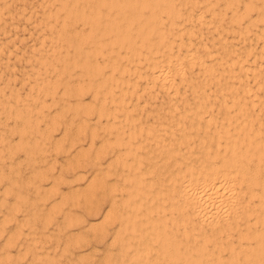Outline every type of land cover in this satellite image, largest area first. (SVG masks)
I'll return each mask as SVG.
<instances>
[{"label":"bare ground","instance_id":"bare-ground-1","mask_svg":"<svg viewBox=\"0 0 264 264\" xmlns=\"http://www.w3.org/2000/svg\"><path fill=\"white\" fill-rule=\"evenodd\" d=\"M13 1L10 3L11 4L14 3ZM53 1H55V2L57 1V3H55L53 5V7L55 6V11H57L56 14L62 13L61 14L62 16L59 19L60 20L59 21L60 32H58L59 30L58 31L55 30L56 31L55 33H53L54 31H52V33L55 35L52 34V36H51V34H50L51 37H50V39H48L49 40L48 41L49 46L52 47V46L57 45V44L60 46V44H62L64 42L68 46L71 45V47H74V51L78 54V60H77V58L74 57L71 59L69 58L70 60L67 58L68 61L67 60L64 62L60 61L63 63V67L61 68L60 67L61 64H60V66H59L61 68L60 71L58 69L60 74H57V76L63 75V73L65 72L64 70H69L70 68H72L74 66H79L80 71L83 72L84 75H86V74L87 75H95V76L97 75L99 77L98 80L99 79L100 80L95 81V82H98V86L96 89H97V91L104 90L102 93L104 94V96H107V98H108L107 99L105 97L106 98L105 100H110L113 105L111 108L107 107V105L105 104V101L102 100L103 99L102 98L101 99L102 101H100L101 103L96 108L97 113L99 115L105 116L107 123L105 124V127H103V128L104 129L106 128V130H108V132L111 133V136L113 137V141H108L107 144L112 145V147L115 146L117 148V152L116 153L114 152L116 154V156L114 158H112L113 161H114V159L115 160L120 159L124 155V157H123L124 159H122L123 162L122 161L121 162L123 163V166L126 167L125 172L122 173V175L125 178H127V183H126L127 184V188H126L127 193H126L125 199L130 198L131 199L130 201H132V204H133L132 206H129V208L130 207L133 208V212H131V208H130V212H126L123 214H121V213L118 214L119 211L117 212L116 220H115L116 226H114V227H116V229L113 232L112 240H116L118 243L117 244L118 246L116 247V251L114 253L109 252L107 254L105 261L103 262V260H102L103 263H101V264H264V92H263L264 91V88H263L264 87V84H263L264 78H262V76H260L262 74L263 69H264V61L262 62V61H256L255 60V58L257 59V57H258V59H259V57L262 56V50L264 52V40H262L261 43H258V44L256 43V45H255V43H252L251 42L252 40L249 39V37H250L249 34H251V36L254 38L258 37V39H259L261 37L264 39V0H53ZM1 2H0V4H1ZM15 4H18V3H15ZM4 6H5V4H3V7H2L3 9H5ZM38 6H39V4H38ZM10 7H12V6L10 5ZM15 7H16V5H15ZM18 8L20 9L23 7H18ZM6 9H5V11H6ZM7 10H9V9H7ZM13 10H14V8L12 9V11ZM50 10L48 7L47 12L50 13L51 12ZM33 11H36V10H33ZM53 11H54V9H53ZM53 11L51 12V14L53 13ZM29 12H30V10H29ZM203 12H205V13L207 12V15L204 16ZM40 13H42V12H40ZM0 14H2V11ZM20 15H21V13H20ZM25 15L23 17H25ZM9 16H10V14H9ZM12 16H13V14H12ZM40 16H41V14H40ZM23 17H22V19L24 20ZM14 18H15V16H14ZM16 18H17V15H16ZM53 18H52V20H54ZM55 18H57V16ZM58 18H59V16H58ZM38 19H40V18H38ZM72 19H76V20L82 21L84 23H87L88 24V27H87L88 31L86 33H82L81 35L76 34V32H73V30H72L71 34L67 33V31L64 27H65V25H67V22L72 20ZM25 20H27V19H25ZM32 20H34V19H32ZM41 20H42V18H41ZM45 20H47L46 17H45ZM15 21H17V20H15ZM12 22H13V20H12ZM12 22H10V23H12ZM1 23H3V21ZM6 23H7V21H6ZM30 23H31V21H30ZM49 23H51V22H49ZM69 24L70 23H68V25ZM13 25H12V28L13 27L15 28V24H13ZM16 25H17V23H16ZM35 25H37V24H35ZM79 25H81V23ZM201 25H210L211 28H213L215 30V31H213V30L212 31L216 32L215 33V34H217L216 36L218 37L219 40H221V41H218L220 46H221V51L219 50L220 47L215 48V46H214L213 49H211L202 40L201 33L199 30V27ZM21 27H24V26L22 25ZM12 28H10V29L12 30ZM54 28H56V27H54ZM32 29H34V28H32ZM25 31H26V29H25ZM3 32H4V30H3ZM40 32H41V29H40ZM208 32L210 33L209 30H208ZM228 32H231V34L229 35ZM206 34H207V32H206ZM14 35H16V34L14 33ZM210 36H212V35H210ZM216 36H214V37H216ZM228 36L236 37V39H238L239 42H241L240 46L236 47L235 44H231V43L227 42L226 39ZM10 40H12V38ZM234 40H235V38H234ZM211 41H212V39H211ZM237 41H235V42H237ZM0 42H2V41L0 40ZM16 42H17V40H16ZM30 42H28V43H30ZM212 42L210 43V45H214V44H212ZM14 43H15V41H14ZM83 43H86V46H83L82 45ZM215 43H217V42H215ZM10 44H11V41H10ZM25 44L27 45V43H25ZM46 44H47V42H46ZM29 45H33V44L31 43ZM1 46H2V44H1ZM13 46H14V44H13ZM15 46H16V44H15ZM34 47H32V48H34ZM41 47H42V45H41ZM11 48H13V47H11ZM29 48L31 49V47H29ZM10 49H6V50H10ZM45 49H46V47H45ZM2 50H3V48H2ZM2 50H0V52H2V55H3L4 50L3 51ZM27 52H28V49H27ZM14 53L15 52H13V54ZM16 53H18V52H16ZM38 53H39V51L37 50V54ZM45 53L43 56H45ZM66 53H67V51H66ZM15 55H16L15 57H19L20 54H18V55L15 54ZM63 55H64V53H63ZM72 55H73V53H72ZM99 56H100V60L97 61V57H99ZM0 57H1V55H0ZM43 58L45 59V57H43ZM50 58H49V60H50ZM55 58L57 59V57H55ZM6 59H8V57ZM36 59H38V61L40 60L39 57ZM19 60H17V61H19ZM2 61L4 62V59H2ZM9 61H10V59H9ZM23 61H25V60L23 59ZM41 61H40V63H41ZM1 63L2 62L0 60V64ZM17 63H19V62H17ZM5 64L8 66L7 63H5ZM29 64H31V63H29ZM48 64H50L49 61H48ZM53 64H54V62H53ZM32 65H34V64H32ZM35 65H37V64H35ZM41 66L43 67L44 64ZM193 66H196V69H197V71H196L197 81H193L196 78L195 79L193 78V80L188 79V81H187V78H186L187 68L192 69ZM12 67H13V65L10 67V69ZM32 67L30 66V68H32ZM3 70H5V69H3ZM28 70H30V69H28ZM33 70H35V69H33ZM44 70L46 71V68ZM31 72L33 73L35 71H31ZM12 73H13V71H12ZM50 73H51V71H50ZM29 74L30 73H28V75ZM35 74H36V72H35ZM37 74H39L38 71H37ZM66 74H67V71H66ZM73 74L75 75V73H73ZM78 74H81V73H78ZM189 74H191V71L187 75H189ZM13 75H16V74H13ZM28 75H27V77H28ZM87 75H86V79L88 77ZM33 76L34 75H32V77ZM47 76H49V75H47ZM55 76H56V74H55ZM82 77L83 76H81V78ZM188 77L191 78L190 75ZM13 78H16V77H13ZM45 78H47V77L45 76ZM141 78H143V79H142V82L140 83L138 79H141ZM6 79H8V78H5V80ZM9 79H10V77H9ZM36 79H38V78H35V80ZM39 79H41V78H39ZM64 79H66V78H64ZM76 79H74V80H76ZM32 80H34V79H32ZM41 81L43 82V80H41ZM183 81L184 82L187 81L186 85L189 89L187 91H188V93L190 91L189 96H190L191 100L190 99L188 100L186 98L187 97L186 95H185L186 97L185 96L182 97V90L179 91L181 93V95L180 94L178 95L179 96L178 101L176 99V101L174 100L172 102L171 98L169 97L170 95L167 96V98L169 97L170 99L166 100L167 105L162 109L163 110V114L161 115V118L163 117L162 119H160V116H158V114L156 113V111H157L156 107H155V110H156L155 116L154 117L151 116V121H152V118H153V121L147 123L146 121H142L144 118H141L142 120L139 118L140 115H138L139 116L138 117L132 113V110L135 108L134 105H124L125 104L124 103L125 102L124 101L125 100L124 99V93L129 92L131 95L132 94L136 95L137 91H138L137 90L138 88L136 89V86H138L137 84H139V83L141 85V89H145V88L148 89L152 86L157 85L158 87L166 90V92H161V93L172 94V95L176 94L177 95L179 93L177 83L178 82L183 83ZM31 82L33 83V81H31ZM50 82H51V79H50ZM84 82L87 83L86 81H84ZM210 83H212V85H213L212 92L206 93L205 86H207ZM11 84H12V82H11ZM44 84H46V79H45ZM52 84H51V86H52ZM36 85H37V83H36ZM11 86H14V85H11ZM46 86L47 85H45L44 91H46ZM60 86H61V84H60ZM183 86H181V87H183ZM15 87L16 86H14V88ZM67 87H68V85H67ZM95 87H93V88H95ZM210 87L211 86L209 85L208 89H210ZM52 88H53V86H52ZM63 88H65V87L63 86ZM139 88H140V86H139ZM147 89H145V90H147ZM169 89H171L170 92H169ZM182 89H184V87ZM49 90H51V89H49ZM77 90H79V89H77ZM77 90H76V92H77ZM259 90L263 92V95L259 94ZM29 91H30V89H29ZM72 91L74 92V90H72ZM93 91L95 92V90H93ZM93 91H91V92H93ZM153 91H155V90H153ZM41 92H42V90H41ZM159 92L160 91H158V93ZM0 93H1V91H0ZM50 93H52V91H50ZM148 93H149V91H147V94ZM185 93H187V92H185ZM5 94H3V95L5 96ZM42 94H43V92H42ZM166 94H164V95H166ZM18 95L19 94L16 93V97ZM22 95H26V94L24 93ZM148 95L149 96L152 95L151 98H153L154 94H152L150 91V93ZM6 96H5V98H6ZM31 96H33V94ZM101 96H103V95H101ZM159 96H163V95H159ZM34 97H36L35 93H34ZM39 97H40V95H39ZM127 97L128 96H126V98ZM142 97H143V95H142ZM20 98H22V96ZM88 98H90V97H88ZM148 98H147V100H148ZM160 98L162 99V97H160ZM85 99H87V98H85ZM165 99H164V102H165ZM13 100L17 101L15 98H13ZM35 100H36V98H35ZM41 100H39V102ZM145 100H146V98H145ZM145 100H143V102ZM2 101H4V99ZM26 101H28V100H26ZM52 101L54 103L56 101L55 98H54V100L52 99ZM85 101H87V100H85ZM85 101L84 102L81 101L82 104H85ZM61 102H63V101H61ZM137 103L135 101V103H133V104H137ZM145 103L147 104V102H145ZM21 104H23V102ZM21 104H19V105L21 106ZM159 104H160V102H159ZM6 105H4V106H6ZM8 105L6 107H8ZM16 105H18V104H15V106ZM26 105H28V104H26ZM40 105H42V102L40 103ZM95 105H96V103H95ZM138 105L136 106L137 108L139 107ZM79 106H80V104H79ZM161 107H160V109H161ZM21 108H22V106H21ZM60 108H63V106H60ZM73 108H74V106H73ZM73 108H70V110H73ZM86 108H87V106H86ZM15 109H16V107H15ZM34 109H36V108L34 107ZM2 110H3V108H2ZM13 111H14V109H13ZM84 111H86V110H84ZM151 111H152V109H151ZM21 112H23V111H21ZM81 112H83V111H81ZM136 112H137V110H136ZM15 113H16V111H15ZM60 113H61V111H60ZM60 113H59V116H60ZM148 113H150V111ZM3 114H5V113L3 112ZM22 114H24V113H22ZM25 114H26V112H25ZM33 114H35V113H33ZM35 115L37 116V113ZM56 115H58V113ZM72 115L73 114H71L70 116H72ZM145 115H147V114H145ZM145 115H144V117H145ZM3 116H1V117H3ZM11 116L14 117L12 115V113H11ZM48 116H50V115H48ZM23 117L25 118V116H23ZM23 117L21 120H23ZM53 117H56V116L53 115ZM53 117L51 115V120ZM81 117H84V116H81ZM158 117H159V119H157ZM40 118H41V116H40ZM43 118H44V116H43ZM53 119H55V118H53ZM4 120H6V118ZM4 120L2 119V121H4ZM13 120H15V119L13 118L12 121ZM33 120H35L37 122V117L34 118ZM38 120H40V119H38ZM48 120H49V118H48ZM89 120H88V122H89ZM19 123H20V121H19ZM78 123L76 122V124H78ZM0 124L4 125L3 122L2 123L0 122ZM21 124H23V123L21 122ZM50 124H51V122H50ZM41 125H42V123H41ZM93 125H94V123H93ZM15 126L17 127V125H15ZM25 126L27 127L26 124H25ZM67 126H68V122H67ZM74 126L76 127V125H74ZM22 127H23V125H22ZM29 127H31V126H29ZM48 127H47V129H48ZM52 127H53V125H52ZM52 127H51V130H52ZM77 127H79V126L77 125ZM93 128H91V129H93ZM18 129H16V130H18ZM22 129H20V130H22ZM34 129L36 130V127H34L33 130ZM39 129H41V128L39 127ZM47 129H45V130L47 131ZM77 129L79 130V128H77ZM11 130H14V129H11ZM35 130H34V132H35ZM65 130H63V131H65ZM0 131L2 132V130H0ZM89 132H90V129H89ZM38 134H40V133H38ZM45 134H46V132H45ZM77 134H78V132H77ZM6 136H7V134H6ZM59 136H63V135H59ZM106 136L108 137V135H106ZM38 137H40V135ZM98 137H100V136L98 135ZM50 138H51V136H50ZM28 139H29V137H28ZM35 139L36 138L34 137V140ZM69 139H71V137ZM60 140H61V138H60ZM103 140H104V138H103ZM17 141H18V138H17ZM41 141L44 142L43 139ZM26 142H25V145H26ZM31 142L34 144L33 140ZM56 142L59 143V141H56ZM63 142H65V141H63ZM45 143H48V142H45ZM28 144L29 143H27V145ZM33 144H31V145H33ZM41 144H42V142H41ZM22 145H24V143ZM91 146H92V144H91ZM18 147H19V145H18ZM40 147H38V148H40ZM50 147H48L49 148L48 150H50ZM68 147H69V145H68ZM100 147L102 148L101 145H100ZM4 148H5V146H4ZM8 149L6 148V150H8ZM41 149L42 148H40V151H42ZM53 149H54V151H57L55 149V147H53ZM96 149H95V153L97 152ZM44 150H46V149L44 148ZM85 150H86V148H85ZM3 151H4V149H3ZM8 151H10V149ZM8 151H7V153H8ZM142 151H145L148 153V155H146V156L149 157V159H148L149 161H146V162H148L149 165L146 163L145 164L149 166L151 171L157 170V167L158 168L160 167L161 164L157 166L158 163L162 162L161 166H163V164H164L163 162L166 161V163L163 166L164 170L167 173L166 177H163L162 175H158V176H162L163 179H161L162 181H157V183L154 186L151 184L152 188H150V183H149L151 181L150 180L148 181V179H146L147 177L145 179L142 177L143 173H144L143 172L144 168L142 170L141 165L139 164V163H141L140 161H142L141 160V154H140ZM29 152H30V150H29ZM35 152H37V151H35ZM43 152H45V151H43ZM48 152H51V151H48ZM65 152H66V150H65ZM95 153H93V154L95 155ZM29 154H28V156H29ZM84 154H85V151H84ZM82 156H84V155H82ZM157 156H160V157L157 158ZM54 157H55V155H54ZM150 158H151V161H150ZM8 159H6V160H8ZM41 159H42V157H41ZM159 160H161V161L158 162ZM35 161H36V159L33 160V162H35ZM14 162H15V159H14ZM41 162H43V161L41 160ZM122 163H121V165H122ZM66 164L68 165V162ZM108 164H106V165H108ZM12 165L16 166L15 164H12ZM43 167H45V166H43ZM60 167H61V165H60ZM3 168H4V166H3ZM39 168H40V166H39ZM16 169L19 170L18 168H16ZM147 169H148V167L146 168V171H147ZM5 170H3V171H5ZM34 170L32 172H34ZM37 170H39L38 173H40L41 169H37ZM49 170H50V168H49ZM53 170H54V168H53ZM112 170L113 169H111L110 171H112ZM150 170H149L148 174H151ZM0 171H1V169H0ZM92 171H91V173H92ZM120 171H118V172H120ZM146 171H145V173H146ZM58 172H60V171H58ZM103 172H105V171H103ZM122 172H123V170H122ZM42 173H43V171H42ZM42 173H40V174H42ZM17 174H18V172L16 173V175ZM57 174H58V178L62 177V176H59L60 173H57ZM105 174H106V172L104 173V175ZM148 174H146V175H148ZM157 174L155 176H157ZM36 175H37V173H36ZM30 176H32V174ZM49 176L50 175H48V178H49ZM56 176H54V177H56ZM54 177L52 179H54ZM116 177H117V174H116ZM0 178H1V176H0ZM48 178H47V180H48ZM155 178H153V179H155ZM7 179H8V177H7ZM25 179H26V177H25ZM33 179H30V180H33ZM44 180H45V178H44ZM89 180H91V178ZM107 180H109V179H107ZM12 181L15 182V180H12ZM20 181H21V179H20ZM20 181L18 182L19 184H20ZM27 181H28V179H27ZM92 181H94V180H92ZM95 181H97V180H95ZM26 182L24 183V181H23V183H24L23 185H25ZM51 182H54V180L53 181L51 180ZM109 183L110 182H108L107 188L112 189V186L114 184L110 183L113 185H109ZM90 184H87L88 187L90 186ZM115 184H117V183H115ZM126 184H124V185H126ZM50 185H49V187H51ZM117 185H120V184H117ZM91 186H92V184H91ZM114 186H116V185H114ZM3 187L6 188L7 186L6 187L3 186ZM55 187H54V189H55ZM34 188H36V187H34ZM39 188H37V189H39ZM68 188H70V187H68ZM83 188H85V187H83ZM45 189H46V187H45ZM109 189H107L108 192H109ZM15 190L13 188L12 191L16 192V194L18 195L19 193H17V191H15ZM23 190H24V188H23ZM120 190H118V191H120ZM122 190H123V188H122ZM2 191H3V189H2ZM34 191H36V189ZM88 191H86V192H88ZM2 193L5 194L6 192H2ZM43 194H44V192H43ZM84 194L82 193V195H84ZM89 194H91V193H89ZM146 194H148V197ZM0 195H2V194H0ZM21 195H22V193H21ZM74 195L76 196V194H74ZM44 196H45V194H44ZM44 196H43V198H44ZM54 196H55V194H54ZM61 196H62V194H61ZM75 196H73L74 200H76ZM77 196L80 197L79 195H77ZM32 197H34V196H32ZM36 198H38V196ZM39 199H41V198H39ZM110 199L111 200H110V204H109V209L113 208V204H114V200H115L114 197H112L111 195H110ZM143 199L145 202H142ZM14 200H16V199H14ZM29 200L30 199H28V201ZM34 200H36V199L33 198V201ZM88 200H89V198H88ZM58 201H53V202L55 204H57L56 202H58ZM63 201H64V199H63ZM121 201H124V197H123V200H121ZM116 202H118V201H116ZM141 202L144 204L146 202H149V204L147 203V206H151V208L156 210V212L154 210H153V212L156 213L155 215H157V216L159 215V217L158 218H156V217L151 218L150 214H149L150 211H148L150 208L147 210L143 207V206L146 207V204L142 206L144 208V211L141 212V209H140V211H138L139 207L138 208H136V207L138 205H140ZM16 203H19V202H16ZM51 203H50V205H51ZM59 203H60V201H59ZM118 203L120 204V201ZM118 203H116V204H118ZM70 204L72 205L71 202H70ZM128 204H129V202H128ZM9 207H12V206L10 205ZM120 207L122 208L121 204H120ZM30 209H32V207ZM48 209H50V208L48 207ZM5 210L7 211L8 209L5 208ZM38 210H39V208H38ZM127 210H129V209H127ZM19 211L20 210H18V212ZM159 211H162V213H160ZM40 212L41 211H39V213ZM42 212H43V210H42ZM31 213L33 214V211ZM35 213H37V212L35 211ZM39 213H38V216H40ZM70 213H73V212H70ZM107 213L105 214L106 217H108ZM3 214H4V212H3ZM21 214H23V213H21ZM43 214H46V213L43 212ZM47 215H48V213H47ZM63 215H65V214H63ZM131 215H133L136 219L131 218ZM34 216H36V214ZM41 216H42V214H41ZM66 216H67V214H66ZM72 216H71V218H72ZM77 217H79V216H77ZM44 218L46 221L47 218L46 217H44ZM44 218L42 220H44ZM166 218H168L170 220L169 225L171 224L175 228L171 229L169 226L166 225V224H168V222L166 223ZM14 220H15V218H14ZM31 220H29V221H31ZM73 221H75V218ZM3 222H5V221L3 220ZM3 222L1 220V223H3ZM40 222H42V221H40ZM46 223H49V222H46ZM66 223H67V221H66ZM75 223H77V222H75ZM24 224L26 225V221ZM27 224H29V223H27ZM66 225L67 224H65V226ZM32 226H33V224H32ZM44 226H46V224ZM163 226H165V227L167 226L170 229L168 228V230H165V228H163ZM89 227H90V225H89ZM29 228H30V226H29ZM29 228H27V229H29ZM56 228H57V226H56ZM13 229L15 231L18 228L15 229L13 227ZM39 229H40V227H39ZM42 229H44V227H42L41 230ZM61 231H62V229H61ZM20 232H18V234ZM37 232H39V231H37ZM49 232L52 234L51 231H49ZM53 232H55V231H53ZM41 233H43V232H41ZM148 233H150V234L147 235ZM15 234H17V233H15ZM22 235H24V234H22ZM53 235L54 234H52V236ZM30 236H31V234H30ZM52 236H50V237L52 238ZM7 238H8V236L5 239H7ZM149 238H150V241L153 240L155 247L150 245V243H149L150 241L148 242ZM151 238H152V240H151ZM71 239H74V238L71 237ZM79 239H81V237ZM36 240H38V239H36ZM39 240H41V238H39ZM24 241H26V240L25 239L22 240V242H24ZM71 241H73V240H71ZM13 242H14V240H13ZM33 242L36 243V241H33ZM43 242L44 243H42V241H41V243L45 245V240H43ZM74 243H78V242L75 240ZM3 244H4V242H3ZM7 244L9 245L10 243H7ZM66 244H67V240L65 241V244H63V245H66ZM20 245L21 244H19V246ZM30 245L32 246V244H30ZM34 245L35 244H33V247H34ZM2 246H4V245H2ZM54 246H56V245H54ZM46 247H47V245H46ZM153 247H154L153 255L148 257V253L153 249ZM25 248H26V246H25ZM39 248H37V249H39ZM42 248H40V250ZM50 249H52V248H50ZM55 249L56 248L54 247V250ZM26 250H27V248H26ZM111 250H113V249H111ZM0 251H2V250H0ZM17 251H18V249H17ZM19 251H18L17 255L20 257L19 253H21V252H19ZM61 251L63 252L64 250H61ZM35 252L37 253L38 251L35 250L34 253ZM6 254H8V253H6ZM59 254H61V253H59ZM150 254H152V252H150ZM67 255L70 256V254H67ZM38 256H40V254ZM54 256H55V254H54ZM103 256L105 257V255H103ZM21 257L23 259V256H21ZM50 257H53V256H50ZM30 258H33V257H30ZM36 258H33V259L36 260ZM2 259H4V258H2ZM15 259H16V257H15ZM52 259L55 260L57 263V259H54V257ZM65 259H66V257H65ZM1 260H0V262H1ZM68 260L69 259H67V261ZM78 260H80V257ZM11 261H13V259ZM34 262H36V261H34ZM69 262L72 263V260ZM37 263H40V262H37ZM28 264H30V261L28 262ZM59 264H60V262H59Z\"/></svg>","mask_w":264,"mask_h":264},{"label":"rangeland","instance_id":"rangeland-1","mask_svg":"<svg viewBox=\"0 0 264 264\" xmlns=\"http://www.w3.org/2000/svg\"><path fill=\"white\" fill-rule=\"evenodd\" d=\"M3 3H2V2ZM8 1V2H7ZM13 0H0L1 4H0V10L2 11V14H0V40L2 42H0V50H2L3 48V55H2V52H0V55H1V64H0V122L4 123L3 124H0V130H2V132L0 131V260L1 262L3 263L6 259V261L3 263V264H28V262L30 261V264H101L105 261V258L107 257V254L110 252L114 253L116 251V247L118 246L117 244V241L116 240H112V236H113V232L114 230L116 229V214L118 212L123 214V213H126V212H130V208H131V212H133V208L129 206H132V201H130L131 199L129 198H126V188H127V178H125L122 173L125 172V169L126 167L123 166V161L122 159H124V155L123 157H121L120 159L118 160H115L113 161L112 158H114L116 156V152H117V148L115 146L112 147V145H108L107 142L108 141H113V137L111 136V133L108 132V130H106V128L104 129L103 127H105V124L107 123L106 122V118L105 116L103 115H99L97 113V107L99 106V104L101 103L100 101L104 100L105 101V104L107 105V107H112V102L110 100H105L107 98V96H104V94L102 93L104 90L102 91H97V86H98V82H95L98 80V76L96 75H87V79H86V75H84L83 72L80 71V68L79 66H74L72 68H70L69 70H64L65 72L63 73V75H60V76H57V74H60L59 71L60 69L63 67V63L64 61L67 60V58L71 59V58H77L78 60V54L74 51V47H71V45H67L66 43H62L60 44V46L58 45H54L52 47L49 46V40L50 37L52 36L53 33H55L56 31L60 32V26H59V19L61 18V14H56L57 11H55V6L53 7V5L55 3H57V1H53V0H14L13 2L14 3H10L12 2ZM20 1V2H19ZM22 1V2H21ZM37 1V2H36ZM45 1V2H44ZM50 1V2H49ZM7 3V4H6ZM10 3V4H9ZM15 3H18V4H15ZM31 3V4H30ZM3 4H5L4 8L6 9H9L5 11V9H3ZM9 4V5H8ZM16 7H23V8H16ZM39 4V6H38ZM42 4V5H41ZM2 5V6H1ZM10 5L12 7H10ZM24 5V6H23ZM33 5V6H32ZM44 5V6H43ZM30 6V7H29ZM38 6V7H37ZM25 7V8H24ZM28 7V8H27ZM34 7V8H33ZM49 7V10L52 12L53 9V13L51 14L47 12V8ZM14 8V10L12 11V9ZM33 8V9H32ZM37 8V9H36ZM28 9V10H27ZM32 9V10H31ZM20 10V11H19ZM30 10V12H29ZM33 10H36V11H33ZM0 11V13H1ZM17 11V12H16ZM46 11V12H45ZM10 12V13H9ZM27 12V13H26ZM33 14H32V13ZM42 12V13H40ZM16 13V14H15ZM18 13V14H17ZM21 13V15H20ZM10 14V16H9ZM13 14V16H12ZM26 14V15H25ZM41 14V16H40ZM43 14V15H42ZM54 14V15H53ZM2 15V16H1ZM16 15H17V18H16ZM25 15V17H23ZM203 15L206 16L207 15V12H203ZM15 16V18H14ZM59 16V18H53V17ZM22 17L24 18V20L22 19ZM34 17V18H33ZM37 17V18H36ZM45 17L47 20H45ZM5 18V19H4ZM8 18V19H7ZM40 18V19H38ZM42 18V20H41ZM52 18L54 20H52ZM3 19V20H2ZM27 19V20H25ZM34 19V20H32ZM38 19V20H37ZM45 21H44V20ZM13 20V22H12ZM17 20V21H15ZM19 20V21H18ZM50 20V21H49ZM52 20V21H51ZM3 21V23H1ZM7 21V23H6ZM31 21V23H30ZM35 21V22H34ZM38 21V22H37ZM75 21V22H74ZM78 21V22H77ZM12 22V23H10ZM15 22V23H14ZM51 22V23H49ZM17 23V25H16ZM22 23V24H21ZM48 25H47V24ZM58 23V24H57ZM68 23H70L68 25ZM75 23V24H74ZM81 23V25H79ZM82 21H79V20H76V19H72L70 21L67 22V25H65V29L67 31V33H70L72 32H76V34H82V33H86L88 31V24L87 23H84ZM15 24V28L13 29L12 28V25ZM20 24V25H19ZM37 24V25H35ZM53 24V25H52ZM24 26V27H21V26ZM40 25V26H39ZM55 25V26H54ZM79 25V26H78ZM14 26V25H13ZM30 28H28V27ZM32 26V27H31ZM43 26V27H42ZM67 26V27H66ZM70 26V27H69ZM204 26V27H203ZM206 26V27H205ZM208 26V27H207ZM12 28V30L10 28ZM20 27V28H19ZM37 27V28H36ZM48 27V28H47ZM56 27V28H54ZM80 27V28H79ZM5 28V29H4ZM28 28V29H27ZM34 28V29H32ZM43 28V29H42ZM51 28V29H50ZM203 28V29H202ZM26 29V31H25ZM40 29H41V32H40ZM54 29V30H53ZM80 29V30H79ZM4 30V32H3ZM10 30V31H9ZM21 30V31H20ZM56 30V31H55ZM76 30V31H75ZM199 30H200V33H201V38L202 40L207 44V46H209L211 49H213V47L215 46V48H219V50L221 51V46L219 44L218 41H221L218 39V37L216 36L217 34H215L216 32H213L215 31L213 28H211L210 25H201L199 27ZM202 30V31H201ZM206 30V31H205ZM208 30L210 31V33L208 32ZM213 30V31H212ZM52 31H54L52 33ZM80 31V32H79ZM82 31V32H81ZM9 32V33H8ZM207 32V34H206ZM12 33V34H11ZM14 33L16 35H14ZM45 33V34H44ZM203 33V34H202ZM209 33V34H208ZM229 35L231 34V32H228ZM3 34V35H2ZM7 34V35H6ZM18 34V35H17ZM51 34V36H50ZM207 36H206V35ZM14 35V36H13ZM48 35V36H47ZM55 35V34H53ZM204 35V36H203ZM212 35V36H210ZM3 36V37H2ZM11 36V37H10ZM22 36V37H21ZM216 36V37H214ZM249 39H251L250 41L252 43H261L262 40H264L263 38H254L251 36V34H249ZM5 37V38H4ZM18 37V38H17ZM21 37V38H20ZM33 37V38H32ZM12 38V40H10ZM20 38V39H19ZM47 38V39H46ZM217 38V39H216ZM232 38V39H231ZM235 38V40H234ZM208 39V40H207ZM214 42H212L211 41ZM231 39V40H230ZM254 39V40H253ZM6 40V41H5ZM11 41V44H10V41ZM17 40V42H16ZM29 40V41H28ZM32 40V41H31ZM46 40V41H45ZM238 39H236V37H231V36H228L226 41L231 43V44H235L236 47L240 46V43L239 40L237 41ZM257 40V41H256ZM9 43H8V42ZM15 41V43H14ZM19 41V42H18ZM31 41V42H30ZM34 41V42H33ZM39 41V42H38ZM237 41V42H235ZM30 42V43H28ZM42 42V43H41ZM47 42V44H46ZM212 42V44L214 45H210V43ZM217 42V43H215ZM233 42V43H232ZM9 46H7L6 44ZM27 43V45L25 44ZM33 44V45H29V44ZM38 43V44H37ZM2 44V46H1ZM14 44V46H13ZM16 44V46H15ZM5 45V46H4ZM18 45V46H17ZM42 45V47H41ZM46 45V46H45ZM64 45V46H63ZM83 46H86V43H83L82 44ZM25 48H24V47ZM31 47V49L29 47ZM35 46V47H34ZM46 49H45V47ZM88 46V45H87ZM13 47V48H11ZM22 47V48H21ZM34 47V48H32ZM54 47V48H53ZM61 47V48H60ZM63 47V48H62ZM68 47V48H67ZM5 48V49H4ZM11 48V49H10ZM56 48V49H55ZM59 48V49H58ZM6 49H10V50H6ZM13 49V50H12ZM24 49V50H23ZM27 49H28V52H27ZM39 51V53L37 54V50ZM41 49V50H40ZM45 49V50H44ZM64 49V50H63ZM73 49V50H72ZM12 50V51H11ZM71 50V51H70ZM31 51V52H30ZM41 51V52H40ZM44 51V52H43ZM48 51V52H47ZM58 51V52H57ZM62 51V52H61ZM67 51V53H66ZM8 52V53H7ZM13 52H15L13 54ZM18 52V53H16ZM46 52V53H45ZM69 52V53H68ZM45 53V56H43ZM64 53V55H63ZM73 53V55H72ZM7 54V55H6ZM10 54V55H9ZM15 54H20L19 57H15L16 55ZM28 54V55H27ZM47 54V55H46ZM51 54V55H50ZM57 54V55H56ZM63 56H62V55ZM70 54V55H69ZM77 54V55H76ZM264 52L262 50V56L257 57V59L255 58L256 61H264ZM27 55V56H26ZM13 56V57H12ZM36 56V57H35ZM41 56V57H40ZM45 57V59L43 57ZM62 56V57H61ZM71 56V57H70ZM8 57V59H6ZM10 57V58H9ZM24 57V58H23ZM39 57V61L38 58ZM50 60H49V58ZM55 57H57V60ZM25 61H23V59ZM60 58V59H59ZM63 60H62V59ZM66 58V59H65ZM261 58V59H260ZM2 59H4V62L2 61ZM10 59V61H9ZM19 61H17V60ZM47 59V60H46ZM69 59V60H70ZM8 62H7V61ZM33 60V61H32ZM43 62H42V61ZM53 60V61H52ZM100 60V56L97 57V61ZM23 61V62H22ZM29 61V62H28ZM41 61V63H40ZM48 61L50 64H48ZM62 61V62H60ZM68 61V60H67ZM19 62V63H17ZM38 62V63H37ZM54 62V64H53ZM7 63L8 66L5 64ZM31 63V64H29ZM7 66H5V65ZM15 64V65H14ZM23 64V65H22ZM34 64V65H32ZM37 64V65H35ZM44 66L42 67L41 65ZM46 64V65H45ZM61 64V66H60ZM13 65V67L10 69V67ZM29 65V66H28ZM53 65V66H52ZM57 65V66H56ZM15 66V67H14ZM30 66L32 68H30ZM50 68H49V67ZM61 68H60V67ZM4 67V68H3ZM6 67V68H5ZM25 69H24V68ZM35 67V68H34ZM38 69H37V68ZM42 67V68H41ZM48 67V68H47ZM46 68V71L44 70ZM5 69V70H3ZM22 69V70H21ZM30 69V70H28ZM35 69V70H33ZM56 69V70H55ZM59 69V71H58ZM9 72H8V71ZM13 71V73H12ZM19 71V72H18ZM28 71V72H27ZM31 71H35V72H31ZM37 71L39 72V74H37ZM49 71V72H48ZM51 71V73H50ZM57 71V72H56ZM66 71H67V74H66ZM79 71V72H78ZM191 71V74L189 78L187 75L188 73H190ZM196 66H193L192 69L190 68H187V72H186V78H187V81L188 79H191L193 80V78L195 79L197 74H196ZM24 72V73H23ZM46 72V73H45ZM81 73V74H78V73ZM6 73V74H5ZM22 75H21V74ZM28 73H30L28 75ZM44 73V74H43ZM75 73V75L73 74ZM13 74H16V75H13ZM18 74V75H17ZM28 77H27V75ZM42 74V75H41ZM54 74V75H53ZM56 74V76H55ZM62 74V73H61ZM73 74V75H72ZM6 75V76H5ZM10 75V76H9ZM12 75V76H11ZM31 75V76H30ZM32 75H34L32 77ZM49 75V76H47ZM79 75V76H78ZM264 69L262 71V74L260 76H262V78H264ZM3 76V77H2ZM45 76L47 78H45ZM73 76V77H72ZM81 76H83L81 78ZM10 77V79H9ZM12 77V78H11ZM13 77H16V78H13ZM49 77V78H48ZM68 77V78H67ZM3 78V79H2ZM5 78H8L5 80ZM23 78V79H22ZM35 80V78H38L36 79L35 81L32 80V79ZM41 78V79H39ZM46 79V84L45 83V79ZM66 78V79H64ZM77 78V79H76ZM22 81H21V80ZM50 79H51V82H50ZM76 79V80H74ZM142 79H138L139 82L141 83L142 82ZM39 80V81H38ZM43 80V82L41 81ZM60 80V81H59ZM91 82H90V81ZM100 80V79H99ZM98 80V81H99ZM5 81V82H4ZM20 81V82H19ZM33 81V83L31 82ZM53 81V82H52ZM58 81V82H57ZM64 81V82H63ZM72 81V82H71ZM84 81H86L87 83H85ZM186 82L183 81V83H180L178 82L177 83V87H178V92L182 90V97L185 96L188 100L190 98V91L188 93L187 90L188 87L186 85ZM193 81H197V78ZM4 82V83H3ZM12 82V84H11ZM19 82V83H18ZM48 82V83H47ZM69 82V83H68ZM79 82V83H78ZM95 82V83H94ZM37 83V85H36ZM54 85H53V84ZM66 83V84H65ZM76 83V84H75ZM82 83V84H81ZM94 83V84H93ZM138 83V82H137ZM137 84L138 86H136V89L138 90L137 91V94L134 95V94H130L129 92H125L124 93V105H134L135 108L132 110V113L135 114L136 116L140 115V119L141 118H144L142 121H146L147 123L148 122H152L153 121V118H152V121H151V116L154 117L155 116V107L157 108V111L156 113L158 114V116H160V119L161 118V115L163 114V108L167 105V101L168 99L171 98L172 102L176 99L177 101L179 100V94L181 95V93L179 92L177 95H172V94H166L164 95L163 93L161 92H166L165 89H162L160 87H158L157 85L155 86H152L150 88H145V89H141V85ZM251 83V82H250ZM17 84V85H16ZM21 84V85H20ZM53 88H52V86ZM61 84V86H60ZM182 84V85H181ZM264 84V82H263ZM6 85V86H5ZM11 85H14V86H18L17 88L14 86H11ZM27 85V86H26ZM45 85L46 86V91L45 90ZM68 85V87H67ZM73 85V86H72ZM78 85V86H77ZM82 85V86H81ZM89 85V86H88ZM96 87H95V86ZM184 85V86H183ZM209 85L211 86L210 89H208ZM31 86V87H30ZM34 86V87H33ZM63 86L65 88H63ZM77 86V87H76ZM86 88H85V87ZM140 86V88H139ZM184 89H182L183 87ZM208 86V87H207ZM207 86H205L206 88V93L208 92H212V89H213V85L212 83L208 84ZM39 87V88H38ZM61 87V88H60ZM95 87V88H93ZM158 87V88H157ZM8 88V89H7ZM27 88V89H26ZM264 88V87H263ZM30 89V91H29ZM35 89V90H34ZM51 89V90H49ZM56 89V90H55ZM79 89V90H77ZM95 90V92L93 90ZM152 89V90H151ZM180 89V90H179ZM9 92H8V91ZM43 94H42V92ZM59 90V91H58ZM74 90V92L72 91ZM77 90V92H76ZM155 90V91H153ZM171 89H169V92H170ZM186 90V91H185ZM18 91V92H17ZM34 91V92H33ZM36 91V92H35ZM50 91H52V93H50ZM69 91V92H68ZM93 91V92H91ZM145 91V92H144ZM147 91H151L153 95V98L152 95H148L147 94ZM158 91H160L158 93ZM19 94L17 97H16V93ZM26 95H22L24 93ZM50 94H49V93ZM184 92V93H183ZM187 92V93H185ZM264 92V91H263ZM263 92L259 90V94L263 95ZM6 93V94H5ZM34 93L36 94V97H34ZM46 93V94H45ZM58 93V94H57ZM67 93V94H66ZM129 93V94H128ZM149 97H147L145 94ZM2 94V95H1ZM5 94V96L3 95ZM29 94V95H28ZM33 94V96H31ZM98 94V95H97ZM156 94V95H155ZM184 94V95H183ZM13 95V96H12ZM22 98H20L21 96ZM40 95V97H39ZM57 95V96H56ZM60 95V96H59ZM73 95V96H72ZM103 95V96H101ZM143 95V97H142ZM159 95H163V96H159ZM170 95V96H169ZM260 95V96H261ZM126 96H128L126 98ZM133 96V97H132ZM167 96H169L167 98ZM189 96V97H188ZM32 97V98H31ZM39 99H38V98ZM90 97V98H88ZM106 97V98H105ZM136 97V98H135ZM138 97V98H137ZM146 100H145V98ZM158 97V98H157ZM162 97V99L160 98ZM175 99H174V98ZM263 97V96H262ZM8 98V99H7ZM13 98H15L17 101L13 100ZM36 98V100H35ZM55 98V102L53 103L52 99L54 100ZM65 98V99H64ZM87 98V99H85ZM103 98V99H102ZM129 98V99H128ZM144 98V99H143ZM148 98V100H147ZM166 98V99H165ZM173 98V99H172ZM4 99V101H2ZM28 101H26V100ZM34 99V100H33ZM43 101H42V100ZM46 99V100H45ZM61 99V100H60ZM102 99V100H101ZM108 99V98H107ZM128 99V100H127ZM136 99V100H135ZM150 99V100H149ZM164 99H165V102H164ZM30 100V101H29ZM32 100V101H31ZM39 100H41L39 102ZM74 100V101H73ZM87 100V101H85ZM127 100V101H126ZM137 104H133L135 103V101ZM142 100V101H141ZM143 100H145L143 102ZM154 102H153V101ZM7 101V102H6ZM21 101V102H20ZM26 101V102H25ZM36 101V102H35ZM63 101V102H61ZM85 101V104H82V102ZM93 101V102H92ZM2 102V103H1ZM23 102V104H21ZM38 102V103H37ZM42 102V105H40V103ZM45 102V103H44ZM48 102V103H47ZM57 102V103H56ZM68 102V103H67ZM70 102V103H69ZM81 102V103H80ZM90 102V103H89ZM147 102V104L145 103ZM160 102V104H159ZM163 102V103H162ZM4 103V104H3ZM9 105H8V104ZM14 103V104H13ZM52 103V104H51ZM67 103V104H66ZM76 103V104H75ZM96 103V105H95ZM154 103V104H153ZM158 103V104H157ZM8 107H6L7 105ZM15 104H18L15 106ZM21 104V106L19 105ZM28 104V105H26ZM44 104V105H43ZM55 104V105H54ZM80 104V106H79ZM93 104V105H92ZM139 104V105H138ZM152 104V105H151ZM163 104V105H162ZM165 104V105H164ZM6 105V106H4ZM89 105V106H88ZM92 105V106H91ZM139 106L138 108L136 106ZM162 107H161V106ZM13 106V107H12ZM20 108H19V107ZM29 106V107H28ZM52 106V107H51ZM60 106H63V108H60ZM74 106V108H73ZM87 106V108H86ZM142 106V107H141ZM150 106V107H149ZM16 107V109H15ZM33 107V108H32ZM34 107L37 109H34ZM39 107V108H38ZM51 107V108H50ZM58 107V108H57ZM141 107V108H140ZM161 107V109H160ZM3 108V110H2ZM6 108V109H5ZM10 108V109H9ZM32 108V109H31ZM42 108V109H41ZM70 108H73V110H70ZM14 109V111H13ZM24 109V110H23ZM53 109V110H52ZM60 109V110H59ZM88 109V110H87ZM140 109V110H139ZM142 109V110H141ZM148 109V110H147ZM152 109V111H151ZM18 110V111H17ZM32 110V111H31ZM52 110V111H51ZM59 110V111H58ZM86 110V111H84ZM135 110V111H134ZM137 110V112H136ZM154 110V111H153ZM6 111V112H5ZM16 111V113H15ZM23 111V112H21ZM38 111V112H37ZM61 111V113H60ZM83 111V112H81ZM139 111V112H138ZM150 111V113H148ZM3 112L5 114H3ZM14 112V113H13ZM26 112V114H25ZM45 112V113H44ZM58 115H56L57 113ZM147 112V113H146ZM154 112V113H153ZM162 112V113H161ZM11 113L14 117L11 116ZM24 113V114H22ZM31 113V114H30ZM33 113H37V116ZM56 113V114H55ZM59 113H60V116H59ZM73 114L72 116H70L71 114ZM82 113V114H81ZM86 113V114H85ZM90 113V114H89ZM143 113V114H142ZM2 114V115H1ZM78 114V115H77ZM142 114V115H141ZM147 114V115H145ZM160 114V115H159ZM4 115V116H3ZM18 115V116H17ZM21 115V116H20ZM30 115V116H29ZM50 115V116H48ZM51 115L53 117V115H55L56 117H53L55 119L52 118L51 120ZM145 115V117H144ZM3 116V117H1ZM25 116V118L23 117ZM28 116V117H27ZM41 116V118H40ZM44 116V118H43ZM48 116V117H47ZM70 116V117H69ZM75 116V117H74ZM81 116H84V117H81ZM86 116V117H85ZM6 120H4L5 118ZM8 117V118H7ZM23 117V120H21ZM33 117V118H32ZM37 117V122L35 120H33L34 118ZM62 117V118H61ZM72 117V118H71ZM94 117V118H93ZM10 118V119H9ZM15 119L12 121V119ZM49 118V120H48ZM85 118V119H84ZM92 118V119H91ZM2 119L4 121H2ZM9 119V120H8ZM40 119V120H38ZM44 119V120H43ZM71 119V120H70ZM78 121H77V120ZM90 119V120H89ZM159 119V117L157 118ZM33 120V121H32ZM42 120V121H41ZM51 120V121H50ZM68 120V121H67ZM83 120V121H82ZM89 120V122H88ZM149 120V121H148ZM6 121V122H5ZM20 121V123H19ZM44 121V122H43ZM46 121V122H45ZM105 121V122H104ZM156 121V120H155ZM14 122V123H13ZM21 122L23 124H21ZM26 122V123H25ZM39 122V123H38ZM53 127H52V125ZM67 122H68V126H67ZM75 122V123H74ZM76 122L78 124H76ZM83 122V123H82ZM42 123V125H41ZM49 123V124H48ZM56 123V124H55ZM63 123V124H62ZM73 123V124H72ZM94 123V125H93ZM101 123V124H100ZM25 124L27 125V127L25 126ZM45 124V125H44ZM82 124V125H81ZM104 124V125H103ZM4 127H3V126ZM17 125V127L15 126ZM23 125V127H22ZM64 125V126H63ZM70 125V126H69ZM77 125L79 127V130L74 126ZM101 125V126H100ZM31 126V127H29ZM41 129H39V127ZM46 126V127H45ZM49 126V127H48ZM98 126V127H97ZM8 127V128H7ZM10 127V128H9ZM13 127V128H12ZM36 127V130L34 132L33 128ZM48 127V129H47ZM51 127H52V130H51ZM65 127V128H64ZM69 127V128H68ZM94 127V128H93ZM101 127V128H100ZM19 128V129H18ZM23 128V129H22ZM29 128V129H28ZM43 128V129H42ZM62 128V129H61ZM75 130H74V129ZM83 128V129H82ZM93 128V129H91ZM98 128V129H97ZM103 128V129H102ZM4 129V130H3ZM9 129V130H8ZM11 129H14V130H11ZM18 129V130H16ZM22 129V130H20ZM28 129V130H27ZM47 129V131L45 130ZM66 129V130H65ZM73 129V130H72ZM89 129H90V132H89ZM24 130V131H23ZM26 130V131H25ZM42 130V131H41ZM65 130V131H63ZM77 130V131H76ZM83 130V131H82ZM99 130V131H98ZM18 131V132H17ZM32 131V132H31ZM40 131V132H39ZM46 134H45V132ZM49 131V132H48ZM74 131V132H73ZM82 131V132H81ZM13 132V133H12ZM16 132V133H15ZM29 132V133H28ZM31 132V133H30ZM78 132V134H77ZM29 135H28V134ZM35 133V134H34ZM40 133V134H38ZM63 133V134H62ZM109 133V134H108ZM7 134V136H6ZM70 134V135H69ZM73 134V135H72ZM37 135V136H36ZM40 135V137H38ZM54 135V136H53ZM59 135H63V136H59ZM77 135V136H76ZM98 135L100 137H98ZM108 135V137L106 136ZM3 136V137H2ZM16 136V137H15ZM18 136V137H17ZM29 139H28V137ZM32 136V137H31ZM44 138H43V137ZM51 136V138H50ZM59 136V137H58ZM7 137V138H6ZM9 137V138H8ZM31 137V138H30ZM34 137L36 138L34 140ZM71 137V139H69ZM17 138H18V141H17ZM24 138V139H23ZM39 140H38V139ZM46 138V139H45ZM49 138V139H48ZM61 138V140H60ZM104 138V140H103ZM111 138V139H110ZM2 139V140H1ZM12 139V140H11ZM28 139V140H27ZM44 140L41 141V140ZM53 139V140H52ZM88 139V140H87ZM6 140V141H5ZM15 140V141H14ZM34 141V144L31 142V141ZM68 140V141H67ZM84 140V141H83ZM107 140V141H106ZM17 141V142H16ZM27 141V142H26ZM56 141H59L56 142ZM65 141V142H63ZM98 141V142H97ZM25 142H26V145H25ZM40 142V143H39ZM42 142V144H41ZM45 142H48V143H45ZM51 142V143H50ZM55 144H54V143ZM103 142V143H102ZM15 145H14V144ZM24 143V145H22ZM27 143H29L27 145ZM72 143V144H71ZM13 144V145H12ZM33 144V145H31ZM46 146H45V145ZM58 144V145H57ZM92 144V146H91ZM8 145V146H7ZM19 145V147H18ZM49 145V146H48ZM53 145V146H52ZM69 145V147H68ZM100 145L102 146V148L100 147ZM3 146V147H2ZM5 146V148H4ZM11 146V147H10ZM41 146V147H40ZM51 146V147H50ZM42 148L40 151V148ZM50 147V150H48ZM53 147H55V149L57 151H54ZM6 148L10 149V151L6 150ZM44 148L46 150H44ZM86 148V150H85ZM97 148V149H96ZM107 148V149H106ZM4 149V151H3ZM26 149V150H25ZM30 152H29V150ZM35 149V150H34ZM88 149V150H87ZM95 149L97 150V154L95 153ZM13 150V151H12ZM66 150V152H65ZM93 150V151H92ZM112 150V151H111ZM8 151V153H7ZM28 151V152H27ZM37 151V152H35ZM39 151V152H38ZM45 151V152H43ZM48 151H51V152H48ZM84 151H85V154H84ZM101 151V152H100ZM12 152V153H11ZM100 152V153H99ZM115 152V153H114ZM7 153V154H6ZM14 153V154H13ZM30 153V154H29ZM48 153V154H47ZM80 153V154H79ZM95 153V155L93 154ZM105 153V154H104ZM147 152L145 151H142L140 154H141V160L140 161L141 163H139L141 165V169L146 171V168L148 167L146 173L145 171L143 170V178L145 179H148V181L150 180L151 182L150 183V188H152V185L154 186L157 181H162L161 179H163V177H166V171L164 170V164L166 163L163 162V166L162 165V162H160L161 160H159L157 164L160 165V167L158 168L157 167V170H154V171H151L150 168H149V164L148 162L146 161H149V157L146 156L148 155V153L146 154ZM29 154V156H28ZM33 154V155H32ZM55 157H54V155ZM70 154V155H69ZM79 156H78V155ZM93 154V155H92ZM9 155V156H8ZM39 155V156H38ZM81 155V156H80ZM84 155V156H82ZM44 156V157H43ZM47 156V157H46ZM53 158H52V157ZM78 156V157H77ZM4 159H3V158ZM39 157V158H38ZM42 157V159H41ZM49 157V158H48ZM92 157V158H91ZM96 157V158H95ZM147 157V158H146ZM160 156H157V158H159ZM9 158V159H8ZM27 160H26V159ZM34 158V159H33ZM76 158V159H75ZM89 158V159H88ZM95 158V159H94ZM8 159V160H6ZM14 159H15V162H14ZM24 159V160H23ZM35 162H33V160H35ZM45 159V160H44ZM54 159V160H53ZM83 159V160H82ZM18 160V161H17ZM41 160L43 162H41ZM83 162H82V161ZM105 160V161H104ZM110 160V161H109ZM17 161V162H16ZM33 163H32V162ZM122 161V162H121ZM150 161H151V158H150ZM9 162V163H8ZM40 162V163H39ZM68 162V165L66 164ZM76 162V163H75ZM120 162V163H119ZM17 163V164H16ZM28 165H27V164ZM65 163V164H64ZM71 163V164H70ZM109 163V164H108ZM122 163V165H121ZM143 163V164H142ZM148 165H146V164ZM12 164H15L16 166L12 165ZM31 164V165H30ZM51 164V165H50ZM108 164V165H106ZM120 164V165H119ZM49 165V166H48ZM61 165V167H60ZM63 165V166H62ZM100 165V166H99ZM4 166V168H3ZM32 166V167H31ZM35 166V167H34ZM40 166V168H39ZM42 166V167H41ZM45 166V167H43ZM52 166V167H51ZM54 166V167H53ZM108 166V167H107ZM56 167V168H55ZM60 167V168H59ZM64 167V168H63ZM104 167V168H103ZM16 168H18L19 170H17ZM32 168V169H31ZM35 170H34V169ZM50 168V170H49ZM54 168V170H53ZM163 168V169H162ZM6 169V170H5ZM31 169V170H30ZM37 169H41L40 170V173H43L40 174L38 173L39 170ZM45 169V170H44ZM60 169V170H59ZM111 169H113L112 171H110ZM123 172H122V170ZM160 169V170H159ZM5 170V171H3ZM14 170V171H13ZM34 170V172H32ZM93 170V171H92ZM109 170V171H108ZM115 170V171H114ZM121 170V171H120ZM149 170H150V173L151 174H148L149 173ZM164 170V171H163ZM4 173H3V172ZM8 171V172H7ZM60 171V172H58ZM92 171V173H91ZM106 174L104 175L105 172ZM120 171V172H118ZM7 172V173H6ZM15 172V173H14ZM18 172V174L16 175V173ZM37 175H36V173ZM55 172V173H54ZM95 172V173H94ZM108 172V173H107ZM6 173V174H5ZM10 175H9V174ZM32 176H30L31 174ZM34 173V174H33ZM54 175H53V174ZM57 173H60L59 176H62L61 178L59 177L58 178V174ZM80 173V174H79ZM158 173V174H157ZM161 173V174H160ZM100 174V175H99ZM116 174H117V177H116ZM119 174V175H118ZM148 174V175H146ZM157 174L158 175H162V176H155ZM5 175V176H4ZM13 175V176H12ZM34 175V176H33ZM41 177H40V176ZM48 175L49 178H48ZM57 175V176H56ZM77 175V176H76ZM44 176V177H43ZM56 176V177H54ZM64 176V177H63ZM119 176V177H118ZM122 176V177H121ZM153 176V177H152ZM156 178H155V177ZM8 177V179H7ZM13 177V178H12ZM26 177V179H25ZM51 177V178H50ZM54 177V179H52ZM96 177V178H95ZM152 177V178H151ZM16 178V179H15ZM24 178V179H23ZM34 178V179H33ZM38 178V179H37ZM42 178V179H41ZM45 178V180H44ZM48 178V180H47ZM91 178V180H89ZM114 178V179H113ZM124 178V179H123ZM152 180H151V179ZM155 178V179H153ZM159 178V179H158ZM2 179V180H1ZM10 179V180H9ZM21 179V181H20ZM28 179V181H27ZM30 179H33V180H30ZM99 179V180H98ZM109 179V180H107ZM123 179V180H122ZM12 180H15L12 181ZM24 183L26 182V186L23 185V181ZM30 180V181H29ZM39 180V181H38ZM51 180L54 182H51ZM94 180V181H92ZM97 180V181H95ZM121 180V181H120ZM20 181V184L18 183ZM32 181V182H31ZM65 181V182H64ZM89 181V182H88ZM92 183H91V182ZM117 181V182H116ZM147 181V180H146ZM154 181V182H153ZM5 182V183H4ZM9 182V183H8ZM94 182V183H93ZM102 182V183H101ZM108 182L110 183H113V184H110L109 185H113L112 186V189H109L107 188L108 186ZM124 182V183H123ZM4 183V184H3ZM30 183V184H29ZM35 183V184H34ZM57 185H55V184ZM92 186H91V184ZM107 183V184H106ZM120 184V185H117V184ZM12 184V185H11ZM28 184V185H27ZM48 184V185H47ZM51 184V185H50ZM86 184V185H85ZM87 184H90V186L88 187ZM126 184V185H124ZM152 184V185H151ZM11 187H10V186ZM35 185V186H34ZM49 185L52 187H49ZM54 185V186H53ZM72 185V186H71ZM3 186H9L8 188H4ZM57 188H56V187ZM87 186V187H86ZM119 186V187H118ZM121 186V187H120ZM36 187V188H34ZM40 187V188H39ZM46 187V189H45ZM55 187V189H54ZM59 187V188H58ZM70 187V188H68ZM85 187V188H83ZM98 187V188H97ZM114 187V188H113ZM17 191V193H19L18 195L16 194V192H13L12 190ZM24 188V190H23ZM39 188V189H37ZM44 188V189H43ZM51 188V189H50ZM118 188V189H117ZM123 188V190H122ZM125 188V189H124ZM3 189V191H2ZM6 189V190H5ZM36 189V191H34ZM59 189V190H58ZM71 189V190H70ZM109 189V192L108 190ZM121 189V190H120ZM49 190V191H48ZM61 190V191H60ZM70 190V191H69ZM73 190V191H72ZM89 190V191H88ZM116 190V191H115ZM120 190V191H118ZM26 191V192H25ZM45 194H43V192ZM48 191V192H47ZM76 193H75V192ZM88 191V192H86ZM115 191V192H114ZM125 191V192H124ZM2 192H6L5 194H3ZM35 192V193H34ZM55 192V193H54ZM61 192V193H60ZM120 192V193H119ZM22 193V195H21ZM47 193V194H46ZM82 193L84 195H82ZM91 193V194H89ZM124 193V194H123ZM15 194V195H14ZM27 194V195H26ZM40 194V195H39ZM55 194V196H54ZM62 194V196H61ZM76 194V196L74 195ZM100 194V195H99ZM120 194V195H119ZM42 195V196H41ZM48 195V196H47ZM72 197H71V196ZM77 195H79L80 197H78ZM88 195V196H87ZM92 197H91V196ZM110 195L112 197H114V204H113V208L109 209V204H110ZM147 197H148V194H146ZM14 196V197H13ZM26 198H25V197ZM34 196V197H32ZM38 196V198H36ZM44 196V198H43ZM67 196V197H66ZM73 196H75L76 200L73 199ZM85 196V197H84ZM121 196V197H120ZM55 197V198H54ZM65 197V198H64ZM84 197V198H83ZM117 197V198H116ZM123 197H124V201H121L123 200ZM33 198L34 199H38L37 201L34 200L33 201ZM41 198V199H39ZM71 200H70V199ZM83 198V199H82ZM89 198V200H88ZM121 198V199H120ZM11 199V200H10ZM16 199V200H14ZM22 199V200H21ZM28 199H30L28 201ZM64 199V201H63ZM120 199V200H119ZM40 200V201H39ZM60 203H59V201ZM53 201H58L56 202L57 204H55ZM116 201H120V204L122 206V208L120 207V204ZM10 202V203H9ZM16 202H19V203H16ZM24 204H23V203ZM52 202V203H51ZM70 202L72 203V205L70 204ZM129 202V204H128ZM142 202H145L144 199L142 200ZM140 203V205H138L136 208L139 207V210L141 209V212L144 211V208L145 209H149L148 211H150V217L153 218V217H156L158 218L159 215H155L156 213V210H154L153 208H151V206H147V203L149 204V202H146V207L143 206L145 205L144 203ZM15 203V204H14ZM42 203V204H41ZM51 203V205H50ZM77 203V204H76ZM89 203V204H88ZM118 203V204H116ZM18 204V205H17ZM31 204V205H30ZM55 204V205H54ZM12 206V207H9V206ZM46 205V206H45ZM59 205V206H58ZM32 209H30L31 207ZM54 206V207H53ZM144 208H143V207ZM27 207V208H26ZM29 207V208H28ZM48 207L50 209H48ZM59 209H58V208ZM117 207V208H116ZM8 209L7 211L5 210ZM39 208V210H38ZM126 208V209H125ZM10 209V210H9ZM34 209V210H33ZM108 209V210H107ZM119 209V210H118ZM129 209V210H127ZM13 210V211H12ZM18 210H20L18 212ZM30 210V211H29ZM33 211V214L31 213ZM46 213V214H43V212ZM76 210V211H75ZM153 210L155 212H153ZM35 211L37 213H35ZM39 211H41L39 213ZM50 211V212H49ZM58 211V212H57ZM109 211V212H108ZM121 211V212H120ZM6 215H4L3 214ZM6 212V213H5ZM14 212V213H13ZM25 212V213H24ZM65 212V213H64ZM70 212H73V213H70ZM93 212V213H92ZM108 212V213H107ZM160 213H162V211H159ZM174 212V211H173ZM10 213V214H9ZM23 213V214H21ZM27 213V214H26ZM36 216H34L35 214ZM38 213L40 216H38ZM48 213V215H47ZM92 213V214H91ZM107 213V216L106 217V214ZM159 213V214H160ZM42 214V216H41ZM53 214V215H52ZM65 214V215H63ZM67 214V216H66ZM77 214V215H76ZM104 214V215H103ZM139 214V213H138ZM22 215V216H21ZM27 215V216H26ZM45 215V216H44ZM52 215V216H51ZM70 215V216H69ZM73 215V216H72ZM135 215V214H134ZM140 215V214H139ZM5 216V217H4ZM8 216V217H7ZM32 216V217H31ZM38 216V217H37ZM64 216V217H63ZM72 216V218H71ZM79 216V217H77ZM27 217V218H26ZM31 217V218H30ZM46 217V221H45V218ZM59 217V218H58ZM105 217V218H104ZM12 218V219H11ZM15 218V220H14ZM22 218V219H21ZM44 218V220H42ZM63 218V219H62ZM66 218V219H65ZM70 218V219H69ZM75 218V221H73ZM131 218H135L133 215H131ZM6 219V220H5ZM26 219V220H25ZM32 219V220H31ZM34 219V220H33ZM136 219V218H135ZM1 220L3 222V220L5 222L1 223ZM10 220V221H9ZM22 222H21V221ZM31 220V221H29ZM67 223H66V221ZM15 221V222H14ZM24 221V222H23ZM26 221V225L24 224ZM33 221V222H32ZM42 221V222H40ZM45 221V222H44ZM39 222V223H38ZM46 222H49V223H46ZM77 222V223H75ZM168 222V224H166L167 226H169L171 229L172 228H175L173 225H169V222L170 220L168 218H166V223ZM29 223V224H27ZM42 225H41V224ZM44 223V224H43ZM15 224V225H14ZM17 224V225H16ZM31 224V225H30ZM33 224V226H32ZM46 224V226H44ZM65 224H67L65 226ZM86 224V225H85ZM92 224V225H91ZM94 224V225H93ZM20 225V226H19ZM25 225V226H24ZM30 228H29V226ZM90 225V227H89ZM16 226V227H15ZM57 226V228H56ZM165 227L163 226V228H165V230H168L169 227ZM13 227L16 229L18 228L17 230L14 231ZM40 227V229H39ZM44 227V229L41 230V228ZM59 227V228H58ZM29 228V229H27ZM169 228V229H170ZM11 229V230H10ZM36 229V230H35ZM58 229V230H57ZM62 229V231H61ZM2 230V231H1ZM24 230V231H23ZM4 231V232H3ZM21 231V232H20ZM39 231V232H37ZM43 233H41V232ZM45 231V232H44ZM51 231L52 234H54L52 236V234L49 232ZM55 231V232H53ZM13 234H12V233ZM18 232H20L18 234ZM35 232V233H34ZM58 232V233H57ZM152 232V231H151ZM150 232V233H151ZM10 233V234H9ZM17 233V234H15ZM26 233V234H25ZM56 233V234H55ZM150 233H148L147 235H149ZM24 234V235H22ZM31 234V236H30ZM34 234V235H33ZM36 234V235H35ZM40 234V235H39ZM42 234V235H41ZM52 236V238L49 236ZM33 235V236H32ZM38 235V236H37ZM8 236L7 239H5L6 237ZM48 236V237H47ZM74 238V239H71V237ZM36 237V238H35ZM41 238V240H39V238ZM44 239H43V238ZM54 237V238H53ZM78 237V238H77ZM81 237V239H79ZM15 238V239H14ZM26 241L22 242V240L24 239ZM31 238V239H30ZM56 238V239H55ZM77 238V239H76ZM3 239V240H2ZM34 239V240H33ZM38 239V240H36ZM69 239V240H68ZM6 240V241H5ZM14 240V242H13ZM21 240V241H20ZM43 240H45V245L42 244L44 243ZM67 240V244L66 245H63L65 244V241ZM73 240L75 242V240L78 242V243H74ZM152 240V238H151ZM31 241V242H30ZM33 241H36V243H34ZM39 241V242H38ZM42 241V243H41ZM62 241V242H61ZM114 241V242H113ZM150 241V238L148 239V242ZM4 242V244H3ZM13 242V243H12ZM7 243H10L9 245ZM24 243V244H23ZM27 243V244H26ZM41 243V244H40ZM69 243V244H68ZM113 243V244H112ZM150 245L154 246L155 247V244L153 243V240L149 242ZM152 243V244H151ZM12 244V245H11ZM19 244H21L19 246ZM32 244V246L30 245ZM33 244L34 247H33ZM38 244V245H37ZM4 245V246H2ZM8 245V246H7ZM40 245V246H39ZM47 245V247H46ZM56 245V246H54ZM60 245V246H59ZM27 250H26V248ZM42 248L40 250V248ZM54 247L56 248L54 250ZM66 249H65V248ZM154 247L153 249L150 251L152 252V254H150V252L148 253V257L149 256H152L153 255V250H154ZM29 248V249H28ZM39 248V249H37ZM52 248V249H50ZM79 248V249H78ZM110 248V249H109ZM115 248V249H114ZM7 249V250H6ZM21 252L19 253L20 257L17 255L18 254V251ZM25 249V250H24ZM49 249V250H48ZM113 249V250H111ZM24 250V251H23ZM32 250V251H31ZM38 251L36 254L34 253V251ZM48 250V251H47ZM54 250V251H53ZM61 250H64L63 252ZM5 251V252H4ZM40 251V252H39ZM68 251V252H67ZM8 253V254H6ZM24 253V254H23ZM31 253V254H30ZM61 253V254H59ZM4 254V255H3ZM11 254V255H10ZM40 254V256H38ZM53 254V255H52ZM55 254V256H54ZM67 254H70L67 255ZM32 255V256H31ZM44 255V256H43ZM47 255V256H46ZM61 257H60V256ZM105 255V257L103 256ZM11 256V257H10ZM23 256V259L22 257ZM50 256H53L54 259H57V263L55 260H53L52 258L53 257H50ZM16 257V259H15ZM20 259H19V258ZM30 257H33V258H36L33 259V258H30ZM47 257V258H46ZM57 257V258H56ZM66 257V259H65ZM69 257V258H68ZM80 257V260H78ZM104 257V258H103ZM50 258V259H49ZM71 258V259H70ZM97 258V259H96ZM100 258V259H99ZM13 259V261H11ZM34 262H32L31 260ZM39 259V260H38ZM43 259V260H42ZM65 259V260H64ZM67 259H69L67 261ZM45 260V261H44ZM72 260V263L69 262ZM99 260V261H98ZM103 260V262H102ZM15 261V262H14ZM76 261V262H75ZM0 262V264H2ZM10 262V263H9ZM37 262H40V263H37ZM42 262V263H41ZM47 262V263H46Z\"/></svg>","mask_w":264,"mask_h":264}]
</instances>
